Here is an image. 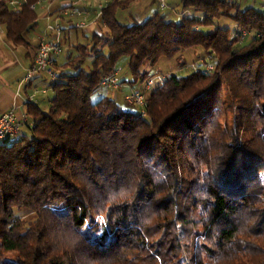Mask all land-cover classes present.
I'll list each match as a JSON object with an SVG mask.
<instances>
[{"label": "trees", "instance_id": "1", "mask_svg": "<svg viewBox=\"0 0 264 264\" xmlns=\"http://www.w3.org/2000/svg\"><path fill=\"white\" fill-rule=\"evenodd\" d=\"M39 1L0 0L8 41L29 45ZM130 1L109 3L105 34L57 58L48 107L29 101L20 135L0 140V264H264V11L181 0L193 14L180 21L124 24ZM190 50L214 54L215 70L166 76L145 113L101 86L123 58L137 84L163 58L186 66Z\"/></svg>", "mask_w": 264, "mask_h": 264}, {"label": "crops", "instance_id": "2", "mask_svg": "<svg viewBox=\"0 0 264 264\" xmlns=\"http://www.w3.org/2000/svg\"><path fill=\"white\" fill-rule=\"evenodd\" d=\"M72 1L73 0H51L40 3V11L37 12L39 15L38 25L28 34L27 39L29 45L26 47L15 45L8 41L6 37V27L0 23V114L14 109L18 118L22 120L27 113V103L29 102L31 95L36 91L38 92L37 96L39 102L41 101L44 108L48 107L52 92L48 87L50 82L47 80V77L42 76L29 82H25L24 78L34 62L39 42L50 34L47 27L54 23L59 12L70 10ZM170 1V6L168 8L170 11L169 13L176 17V19H170L180 21L182 15L193 14L192 9L182 11V6L180 4L181 0ZM227 1L237 2L242 8L256 7L261 9V7H258V3H254L251 0ZM106 2V5L108 6L112 1L107 0ZM97 4L98 2L96 0H81L79 2V8L88 12L89 19H91V25L85 30L89 35L92 32H100L99 27L101 24H99V20L96 19L98 11L97 7L99 5ZM156 7L157 5L154 0H131L127 8L136 9L139 13L137 21L142 22L156 12H159ZM37 9L38 6L36 11ZM42 20H45L47 24L46 26L44 25L43 28L40 26ZM69 32L70 31H67L65 34V41L67 33ZM122 82L123 86L121 89L118 91H112V93L108 91L106 94L115 99L125 109L130 110L132 106L126 103L125 96L131 88L138 87L139 84L131 83L127 77H123Z\"/></svg>", "mask_w": 264, "mask_h": 264}, {"label": "built area", "instance_id": "3", "mask_svg": "<svg viewBox=\"0 0 264 264\" xmlns=\"http://www.w3.org/2000/svg\"><path fill=\"white\" fill-rule=\"evenodd\" d=\"M9 4L13 10H20L21 6L26 0H2ZM46 1L41 0L36 4H33L32 9H36L37 6ZM81 0H73L69 11H61L58 13L57 18L52 25H49V35L44 37L38 44L34 62L29 68L24 81L29 82L36 78L46 76L50 82L57 80V72L55 70L56 60L64 53L65 34L72 29L86 30L91 25V19H89V13L79 8V2ZM88 1V0H87ZM254 3H258L261 9L264 11V0H251ZM158 9L166 10L169 8V0H154ZM107 8V5L100 3L97 7L96 19L101 20L102 24L106 26L102 19L103 11ZM257 34L256 32L242 31V34L235 33V37L245 39L246 37ZM217 58L214 54H209L204 59L203 70L205 72H212L215 70V62ZM197 69L195 66H193ZM122 78L120 72L115 69L110 75L103 77L101 86L106 91H118L122 86ZM152 79L145 82L138 83L139 86L131 88L126 94L125 101L130 106L140 108L141 112L145 113V107L147 103V93L152 85ZM37 91L31 95V102L38 103L39 99ZM29 116L26 113L24 118L20 120L14 109L0 114V140H4L10 137H17L20 135L23 126L28 122Z\"/></svg>", "mask_w": 264, "mask_h": 264}, {"label": "rangeland", "instance_id": "4", "mask_svg": "<svg viewBox=\"0 0 264 264\" xmlns=\"http://www.w3.org/2000/svg\"><path fill=\"white\" fill-rule=\"evenodd\" d=\"M96 1L98 2V4L100 2H103V4L106 5V3H107L106 2L107 0H96ZM110 1H113V0H110ZM258 7H260L259 4H258ZM40 8H41L40 5H38L37 12L40 11ZM156 8H158V6ZM158 10L161 13L167 15L169 18L176 19L175 16L170 15V13H169L170 11L168 9H166V10L158 9ZM117 16H118V19L121 23L133 24V23L137 22V18L139 17V13L134 8L133 9H129V8L119 9ZM99 24H101V26L99 25L100 26L99 27V30H100L99 33L104 32V34H105V32L107 31L106 26H104L102 24L101 20H99ZM44 25L45 26L47 25L46 21L42 20L40 22V26L43 28ZM216 26H221L223 28H230V29L234 30L236 28V23L231 18H222L219 21H217ZM69 31H70L69 33H71L70 34L71 40L65 42V45H64V52L65 53H64L63 57H65L67 55V53L69 52L71 44H79V43L86 44V43L91 41V35L87 34V32L85 30L72 29ZM206 56L207 55H205L203 51L197 52L195 50H190L184 54V56H183L184 58L181 60L182 62L184 60L187 62L186 66H184V67L181 64V62L177 60V58H172V59L163 58L154 67H150L149 65L145 66L143 68V70H145V71L150 70L151 75H150L149 79L150 80L152 79V82H153L152 85L150 86V89H149L147 95L149 94L151 89H153L157 85H159L164 80V78L166 76H170L172 74H176L179 76H187V75L193 73L194 71H196L198 69H203L204 59L206 58ZM193 66H195L197 69H195ZM117 68L120 72L121 78L127 77L129 80H133V75H132L130 67H129L128 58H123L119 62V65ZM149 79H147V80H149ZM47 80L49 81L48 78H47ZM143 82H145V81H143ZM139 83H141V82H139ZM122 86H123V83H122ZM122 86H121V88H122ZM111 93H112V91H111ZM231 103H232V99L230 97V93H229L227 87H224V98L221 100V105L223 107H226L225 117H224V127L227 130L233 129L234 122H235V115L232 112V110L229 109L231 106L230 105ZM130 110L136 112V111H139L140 108L132 106L130 108ZM260 176L264 180V173H261ZM17 214L20 215L23 219H25L28 222L35 219V214L28 211V210L17 211Z\"/></svg>", "mask_w": 264, "mask_h": 264}]
</instances>
